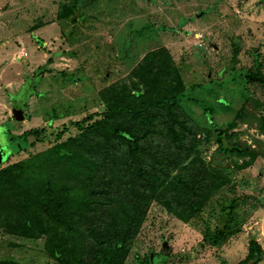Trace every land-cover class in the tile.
<instances>
[{"label": "rangeland", "instance_id": "rangeland-1", "mask_svg": "<svg viewBox=\"0 0 264 264\" xmlns=\"http://www.w3.org/2000/svg\"><path fill=\"white\" fill-rule=\"evenodd\" d=\"M134 1L0 0V169L102 119L95 87L108 71L109 81H125L165 47L184 82L180 105L198 131L199 154L230 183L189 222L153 203L126 264H242L254 242V262L264 264V0ZM66 7L87 11L76 30L67 27L74 47L58 22ZM221 133L226 148L242 144L260 157L246 166L250 159L220 149ZM223 206L234 207L237 234L219 239ZM0 261L60 264L47 237L2 228Z\"/></svg>", "mask_w": 264, "mask_h": 264}, {"label": "trees", "instance_id": "trees-1", "mask_svg": "<svg viewBox=\"0 0 264 264\" xmlns=\"http://www.w3.org/2000/svg\"><path fill=\"white\" fill-rule=\"evenodd\" d=\"M84 11L66 7L58 21L73 47L67 27L76 30ZM108 73L95 87L106 109L102 119L79 124L77 137L0 169V228L47 237V251L60 264H126L153 203L189 222L230 183L199 154L198 131L180 105L184 82L167 48L148 52L125 81L111 82ZM219 144L250 159L246 166L260 157L242 144L226 148L223 133ZM235 214L234 207H222L219 239L237 234ZM256 250L254 242L242 264H256Z\"/></svg>", "mask_w": 264, "mask_h": 264}, {"label": "water", "instance_id": "water-1", "mask_svg": "<svg viewBox=\"0 0 264 264\" xmlns=\"http://www.w3.org/2000/svg\"><path fill=\"white\" fill-rule=\"evenodd\" d=\"M25 106L26 104H23L21 107H17L15 109V119L20 121V122H23L25 121Z\"/></svg>", "mask_w": 264, "mask_h": 264}]
</instances>
